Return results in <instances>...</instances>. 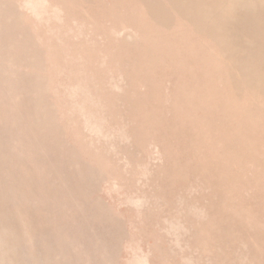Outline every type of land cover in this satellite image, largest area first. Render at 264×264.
<instances>
[{
	"label": "rangeland",
	"instance_id": "rangeland-1",
	"mask_svg": "<svg viewBox=\"0 0 264 264\" xmlns=\"http://www.w3.org/2000/svg\"><path fill=\"white\" fill-rule=\"evenodd\" d=\"M0 264H264V0H0Z\"/></svg>",
	"mask_w": 264,
	"mask_h": 264
}]
</instances>
